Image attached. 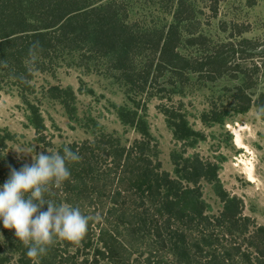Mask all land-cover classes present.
Masks as SVG:
<instances>
[{
  "label": "trees",
  "instance_id": "trees-1",
  "mask_svg": "<svg viewBox=\"0 0 264 264\" xmlns=\"http://www.w3.org/2000/svg\"><path fill=\"white\" fill-rule=\"evenodd\" d=\"M209 1L211 10L215 11L218 0ZM179 7L178 13L183 9L181 4ZM117 10L123 9L117 6L116 0L106 3L99 0H0L2 76L27 88L32 66L44 70L60 55L72 56L80 51L87 41L93 43L92 47L87 46L88 57L111 54L126 62L130 52L139 51L133 48L135 36L127 32L116 17ZM181 18L185 16L175 15L176 22ZM156 38L150 47L153 50L158 46L157 68L167 67L176 73L207 68L210 72L214 62L219 63L217 69L223 65L219 51L202 53V60L180 54L176 50L181 40L176 23H169ZM34 54L37 55L35 60L27 62ZM123 78L128 84L125 85L127 91L144 88L139 87L145 82L143 76L133 78L123 73ZM48 90L69 114L72 111L68 102L72 98L70 89L54 85ZM233 96L238 112L245 111L249 98L244 91L238 87ZM23 101L29 110L35 140L49 145L42 133L43 123L37 107ZM163 111L173 138L181 142V153L202 138L178 111L167 107ZM118 115L123 125L139 134L130 144L123 145L116 137L100 134L95 140L72 142L57 149L62 154L64 148H70L79 159L66 162L69 176L59 184L49 183L42 193L43 199L49 191L57 204L66 202L78 207L84 215H87L84 208L91 204H99L105 213L101 226L96 225V232L89 219L79 240H58L54 249L58 253L57 264H99L100 260L107 264H264V227L242 215L241 200L222 188L217 177L219 165L201 159L196 153L183 157L181 153L172 152L175 177H171L160 167L157 146L145 119L125 107L118 108ZM201 117L203 121L207 118L222 121L215 109ZM6 138H9L8 133L0 136V150ZM22 163L11 156L0 159V183L6 179L9 165L18 169ZM200 179L210 184L222 203L217 214L206 213ZM23 247L25 254L27 246ZM70 247L74 248L72 252ZM91 248L92 258L88 261L85 251ZM1 252L0 246V264H3ZM132 252H136V258L131 261L128 257Z\"/></svg>",
  "mask_w": 264,
  "mask_h": 264
},
{
  "label": "rangeland",
  "instance_id": "rangeland-1",
  "mask_svg": "<svg viewBox=\"0 0 264 264\" xmlns=\"http://www.w3.org/2000/svg\"><path fill=\"white\" fill-rule=\"evenodd\" d=\"M116 2L123 9L117 10L116 17L122 27L135 36L133 48L139 51L137 54L130 52L126 62L111 54L88 57L87 46L92 47L93 43L87 41L80 51L72 56L60 55L44 70L32 66L31 76L26 80L27 88L2 76L4 71L0 68V136L9 134L0 155L7 153L5 157L11 156L18 161L16 153L10 149L23 147L31 155L24 154L19 161L30 164L35 153H56L61 146L92 141L100 134L111 135L128 145L139 134L121 123L118 108L125 107L145 119L157 146L161 169L175 177L170 155L181 153L182 146L166 125L163 109L167 107L182 114L189 127L202 135L181 155L196 153L203 160L217 163L218 180L228 194L241 200V214L264 227V0H218L215 11L211 10L209 0ZM179 4L183 9L178 13ZM176 14L185 18L176 22ZM171 22L176 23L180 33L181 40L176 48L180 54L202 60V53L217 54L219 51L223 57L222 67L217 69V61L210 66V72L207 68L184 69L181 73L167 67L157 68L158 46L153 50L150 46L156 41L158 32L166 30ZM32 57L34 59L27 62H33L37 55ZM123 73L133 78L143 76L145 82L143 85L139 82V87L144 88L125 90L128 84L121 79ZM54 85L70 89L72 98L68 102L72 111L69 114L59 99L50 94L48 89ZM238 87L249 98L243 112H238L233 96ZM23 100L37 107L43 123L42 133L49 145L35 140L29 110ZM212 109L218 112L221 122L208 118L203 121L201 116ZM236 123L245 126L239 135L242 148L234 143L232 130ZM199 183L201 198L207 205L206 213L217 214L221 201L210 184L202 179ZM49 195L47 191L45 200L57 204L56 198ZM59 204L70 206L66 202ZM98 205L84 208L95 232L96 225L101 226L105 217L103 207ZM13 232L0 226L3 264H57L58 253L54 249L58 238L53 236L42 255L29 258L22 252L24 243L18 241ZM73 250L69 248L70 252ZM92 252V248L85 251L88 261ZM128 258L135 259L136 252L130 253ZM99 264L107 263L100 260Z\"/></svg>",
  "mask_w": 264,
  "mask_h": 264
},
{
  "label": "clouds",
  "instance_id": "clouds-1",
  "mask_svg": "<svg viewBox=\"0 0 264 264\" xmlns=\"http://www.w3.org/2000/svg\"><path fill=\"white\" fill-rule=\"evenodd\" d=\"M10 150L18 161L29 154L23 147ZM78 159L70 148H64L62 154L35 153L30 164L22 163L18 169L8 166V175L0 183V226L14 230V237L27 246V257L42 255L53 236L77 241L85 233L89 216L78 207L53 204L42 197L49 183L59 184L69 176L66 162Z\"/></svg>",
  "mask_w": 264,
  "mask_h": 264
},
{
  "label": "bare ground",
  "instance_id": "bare-ground-1",
  "mask_svg": "<svg viewBox=\"0 0 264 264\" xmlns=\"http://www.w3.org/2000/svg\"><path fill=\"white\" fill-rule=\"evenodd\" d=\"M245 126L240 124V123H236L235 126L233 127L232 133L235 136L234 139V143L238 146V147H244L243 143L240 141V130H242ZM250 165V164H249ZM248 167V166H247ZM248 171V170H247ZM252 172V171H251ZM250 179H251V175H249Z\"/></svg>",
  "mask_w": 264,
  "mask_h": 264
}]
</instances>
